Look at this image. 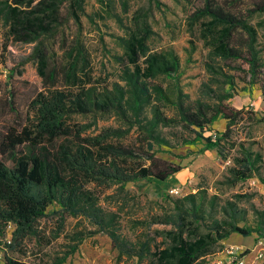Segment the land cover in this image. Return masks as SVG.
Returning a JSON list of instances; mask_svg holds the SVG:
<instances>
[{
    "label": "rangeland",
    "instance_id": "1",
    "mask_svg": "<svg viewBox=\"0 0 264 264\" xmlns=\"http://www.w3.org/2000/svg\"><path fill=\"white\" fill-rule=\"evenodd\" d=\"M156 1L84 0L85 16H81L80 25L69 19L52 38L41 39L48 58L59 71V89H71V81L65 78V73H73L79 84L90 81L100 86L123 85L120 81L121 67L125 64L123 41L145 31L148 34L146 45L151 52L172 49L180 59L177 81L165 77L153 81L172 100L175 90L179 89L191 100L213 103L201 94L203 84L217 93L233 92L234 97L227 104L242 110V115L230 128L229 138L221 143V153L215 149L206 150L200 140L193 145L183 144L184 140L195 138L194 128L180 124L160 128L161 136L169 145L154 147L155 157L181 167V172L164 182L146 179L123 186L86 185V190L97 199V205L116 215L122 234L136 246L147 242L151 253L168 248L171 238L167 233L179 231L171 225L152 224V219L172 216V202L188 195L206 197L203 202L206 223L211 218L220 219V207L228 201L245 212L246 221L240 223V227H254L259 221L264 223V123L258 121L264 115L261 93L264 86V12H253L264 0H213L222 7H230L256 30L254 51L260 67L253 84L249 81L247 64L210 56L200 27L207 19L195 21L194 17L204 0ZM67 3L68 0H64L63 18ZM5 32V24L0 20V132L23 128L31 117L30 102L45 90L37 72V61L31 57L35 44H7ZM233 41L236 47L246 51L247 37L243 33H233ZM192 45L195 51L190 54ZM160 106L165 116L176 118L171 105L161 103ZM68 123L73 132L79 127H89L81 137H95L105 130L126 128L113 115H75ZM225 126L226 121L218 118L203 136L220 138ZM138 139L139 134L133 129L123 139L110 143L126 146ZM74 142V138H61L55 144ZM248 154L257 174L233 183L230 170L240 169V160ZM57 210V206H50L46 216L37 222V237L13 241L15 227L8 224L0 239V264H4V255L27 264H58L62 257H66L62 264H137L136 259L119 256L106 235L91 234L96 231L95 227L85 218H60L53 214ZM206 231L202 226L187 225L182 238L192 240ZM7 240L14 245L13 249L7 247ZM71 249L74 252L66 256ZM210 253L201 264H231L233 261L264 264V240L256 235L244 238L233 234L213 246Z\"/></svg>",
    "mask_w": 264,
    "mask_h": 264
},
{
    "label": "trees",
    "instance_id": "2",
    "mask_svg": "<svg viewBox=\"0 0 264 264\" xmlns=\"http://www.w3.org/2000/svg\"><path fill=\"white\" fill-rule=\"evenodd\" d=\"M83 2L68 0L63 18L64 0L0 1V20L6 27L5 41L7 44H35L31 57L37 61V72L45 88L30 102L31 117L23 128L0 132V239L8 224L15 227L13 241L37 237V222L55 205L58 210L54 215L85 218L95 227L96 231L91 234L106 235L119 256L136 259L137 264L144 261L146 264H201L203 258L211 254L213 246L233 234L244 238L256 235L264 240L263 221L254 227H240L239 224L246 221L245 212L234 202L228 201L220 207V219L211 218L206 223L203 207L206 197L195 194L173 201L172 216L152 219V224L171 225L179 231L167 233L171 238L168 248L151 253L147 242L136 246L129 241L122 234L116 215L97 205V199L85 188L88 184L123 186L146 179L164 182L181 172V167L155 157L154 147L169 145L161 136L160 128L179 124L194 128L195 138L184 140L183 144L193 145L200 140L206 150L215 149L221 153V143L229 138L230 128L241 120L242 110L227 104L234 97L232 91L217 93L205 84L200 92L213 103L191 100L179 89L175 90L172 100L153 81L157 77L177 81L180 59L172 49L151 52L146 45L148 34L145 31L123 41L125 64L120 76L123 85L100 86L90 81L79 84L73 73H65V78L71 81V89H59V71L48 58L41 39L52 38L69 19L80 25L81 16H85ZM253 12L263 13L264 2ZM194 17L195 21L207 19L200 27L210 56L247 64L249 81L253 84L260 67L254 51L256 30L230 7H222L213 0H204ZM236 32L247 37L246 51L234 45L233 33ZM194 51L192 45L189 53ZM261 93L264 108V86ZM161 103L171 105L176 118L165 116ZM75 115H113L126 128L105 130L95 137H81L89 127H79L73 132L68 121ZM218 118L226 121L221 137H204ZM258 121L264 123V115ZM133 129L139 134L138 141L126 146L110 143L123 139ZM61 138H74L76 142L56 146ZM251 158L248 154L240 160V169L230 170L233 183L257 174ZM187 225L202 226L207 233L196 235L192 240L183 239ZM7 247L13 249L14 245ZM73 252L71 249L66 256ZM65 258L57 263L62 264ZM3 261L4 264H27L6 255Z\"/></svg>",
    "mask_w": 264,
    "mask_h": 264
},
{
    "label": "built area",
    "instance_id": "3",
    "mask_svg": "<svg viewBox=\"0 0 264 264\" xmlns=\"http://www.w3.org/2000/svg\"><path fill=\"white\" fill-rule=\"evenodd\" d=\"M172 194H177V192L176 191H172ZM6 245L7 246H10L11 245V241L10 240H7L6 241ZM0 258H1V252H0Z\"/></svg>",
    "mask_w": 264,
    "mask_h": 264
}]
</instances>
